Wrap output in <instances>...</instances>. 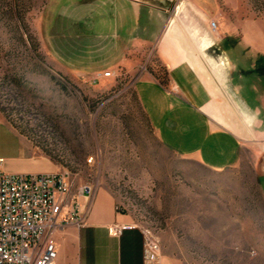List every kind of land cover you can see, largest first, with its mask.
<instances>
[{
    "label": "rangeland",
    "instance_id": "374dc122",
    "mask_svg": "<svg viewBox=\"0 0 264 264\" xmlns=\"http://www.w3.org/2000/svg\"><path fill=\"white\" fill-rule=\"evenodd\" d=\"M63 1L0 0V117L71 172L73 193L83 184L111 192L117 210L159 241L160 256L264 264V125L247 124L257 110L244 101L264 95V0H215L225 27L210 19V37L194 42L214 96L231 103L245 137L240 162L220 171L182 157L154 130L135 88L142 76L165 77L154 50L134 69L96 81L56 68L43 42L49 32L76 28L58 14Z\"/></svg>",
    "mask_w": 264,
    "mask_h": 264
},
{
    "label": "crops",
    "instance_id": "0c3cea01",
    "mask_svg": "<svg viewBox=\"0 0 264 264\" xmlns=\"http://www.w3.org/2000/svg\"><path fill=\"white\" fill-rule=\"evenodd\" d=\"M221 9L215 0H64L58 14L76 28L49 32L43 45L58 70L78 77L134 69L141 54L154 50L166 69L165 77L146 75L135 84L154 130L182 157L220 171L240 162L245 137L231 116V103L214 96L197 62L202 50L194 42L210 37V19L225 27ZM177 11H185L188 18L179 17ZM244 101L247 111L257 110L248 114L247 124L264 125V95ZM0 170L37 173L60 167L34 151L0 117ZM258 182L264 194V154ZM79 200L84 223H62L55 233L58 264H175L168 255L157 262L145 260L144 233L131 215L117 210L111 192L95 191ZM115 223L128 227L112 235L109 227Z\"/></svg>",
    "mask_w": 264,
    "mask_h": 264
},
{
    "label": "built area",
    "instance_id": "2783aa9c",
    "mask_svg": "<svg viewBox=\"0 0 264 264\" xmlns=\"http://www.w3.org/2000/svg\"><path fill=\"white\" fill-rule=\"evenodd\" d=\"M213 25L217 26L216 21ZM114 74L116 71L106 70L93 80ZM73 187L74 177L68 169L37 173L0 170V264H58L56 231L62 223H84L79 197H91L96 191L92 184L81 185L77 193ZM127 227L115 223L109 232L119 235ZM143 233L145 260L159 261V241Z\"/></svg>",
    "mask_w": 264,
    "mask_h": 264
},
{
    "label": "bare ground",
    "instance_id": "6f19581e",
    "mask_svg": "<svg viewBox=\"0 0 264 264\" xmlns=\"http://www.w3.org/2000/svg\"><path fill=\"white\" fill-rule=\"evenodd\" d=\"M205 46H207L205 43H204ZM150 234V233H149Z\"/></svg>",
    "mask_w": 264,
    "mask_h": 264
}]
</instances>
